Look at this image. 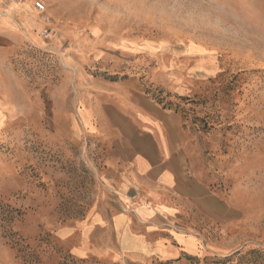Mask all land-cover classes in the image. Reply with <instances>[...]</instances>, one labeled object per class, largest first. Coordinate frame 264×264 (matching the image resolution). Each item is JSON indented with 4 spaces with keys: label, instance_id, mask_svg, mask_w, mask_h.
<instances>
[{
    "label": "rangeland",
    "instance_id": "obj_1",
    "mask_svg": "<svg viewBox=\"0 0 264 264\" xmlns=\"http://www.w3.org/2000/svg\"><path fill=\"white\" fill-rule=\"evenodd\" d=\"M40 1L0 79V264H264V0ZM161 138L209 201L117 202Z\"/></svg>",
    "mask_w": 264,
    "mask_h": 264
},
{
    "label": "crops",
    "instance_id": "obj_2",
    "mask_svg": "<svg viewBox=\"0 0 264 264\" xmlns=\"http://www.w3.org/2000/svg\"><path fill=\"white\" fill-rule=\"evenodd\" d=\"M33 4L32 0H0V79L14 49L23 48L30 41L38 42V34L45 28V23L34 20L30 24L25 20ZM152 141L156 153L160 149L168 154H164L165 158L158 156L154 162L147 157H133L135 166L128 170L127 181L120 187L117 202L209 201L205 187L183 166L181 160L186 158L184 153L178 147L168 149L162 138ZM172 159L177 160L178 165L170 166L168 163Z\"/></svg>",
    "mask_w": 264,
    "mask_h": 264
},
{
    "label": "built area",
    "instance_id": "obj_3",
    "mask_svg": "<svg viewBox=\"0 0 264 264\" xmlns=\"http://www.w3.org/2000/svg\"><path fill=\"white\" fill-rule=\"evenodd\" d=\"M34 8L39 12V13H44L45 12V5L43 2L40 0H37L34 2Z\"/></svg>",
    "mask_w": 264,
    "mask_h": 264
},
{
    "label": "bare ground",
    "instance_id": "obj_4",
    "mask_svg": "<svg viewBox=\"0 0 264 264\" xmlns=\"http://www.w3.org/2000/svg\"><path fill=\"white\" fill-rule=\"evenodd\" d=\"M31 11V10H30ZM29 14V13H28ZM30 15V14H29ZM40 18V17H39ZM33 19V18H32Z\"/></svg>",
    "mask_w": 264,
    "mask_h": 264
}]
</instances>
